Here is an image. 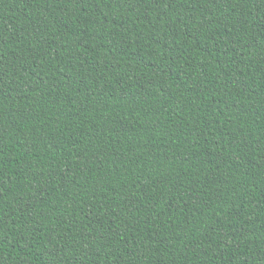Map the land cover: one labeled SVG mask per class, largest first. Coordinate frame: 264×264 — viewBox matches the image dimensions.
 I'll return each instance as SVG.
<instances>
[{"label": "trees", "instance_id": "obj_1", "mask_svg": "<svg viewBox=\"0 0 264 264\" xmlns=\"http://www.w3.org/2000/svg\"><path fill=\"white\" fill-rule=\"evenodd\" d=\"M0 264H264V0H0Z\"/></svg>", "mask_w": 264, "mask_h": 264}]
</instances>
